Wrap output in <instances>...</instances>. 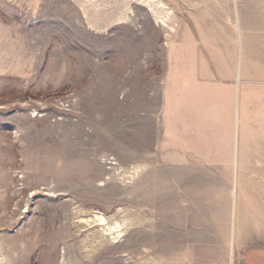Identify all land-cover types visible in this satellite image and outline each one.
Segmentation results:
<instances>
[{
	"label": "rangeland",
	"instance_id": "374dc122",
	"mask_svg": "<svg viewBox=\"0 0 264 264\" xmlns=\"http://www.w3.org/2000/svg\"><path fill=\"white\" fill-rule=\"evenodd\" d=\"M254 31L264 0H0V264H264V167L173 102L181 50Z\"/></svg>",
	"mask_w": 264,
	"mask_h": 264
},
{
	"label": "crops",
	"instance_id": "0c3cea01",
	"mask_svg": "<svg viewBox=\"0 0 264 264\" xmlns=\"http://www.w3.org/2000/svg\"><path fill=\"white\" fill-rule=\"evenodd\" d=\"M227 39V40H226ZM220 61L196 69L192 54L174 64V120L205 119L207 134L221 135L237 166L264 167V32L223 36ZM204 108V114H203ZM231 164V163H230Z\"/></svg>",
	"mask_w": 264,
	"mask_h": 264
},
{
	"label": "bare ground",
	"instance_id": "6f19581e",
	"mask_svg": "<svg viewBox=\"0 0 264 264\" xmlns=\"http://www.w3.org/2000/svg\"><path fill=\"white\" fill-rule=\"evenodd\" d=\"M235 196H236V194H235ZM243 206H244V204H243V198H241V202L240 203H238V201L236 202V205H235V213H236V211L238 210V212H239V215H240V218H243L244 217V215H245V211L243 210ZM255 212H258V211H255ZM253 213V215H252V221L254 222V223H256V224H258L259 225V222H258V218H257V214L256 213ZM250 217V216H249ZM100 220H104V218L103 217H100ZM250 221H251V219H250ZM262 223V221L260 222V224ZM179 224V223H178ZM180 234V233H179ZM182 234V239H180V245L182 244V243H186V240H187V237H188V235L186 234H184V233H181ZM180 234V235H181ZM158 238H159V240L160 241H165L166 240V237H162V236H158ZM168 239V238H167ZM170 239H172L171 237L169 238V240ZM167 244H169L170 245V243H167ZM163 246H164V244H163ZM156 248V247H155ZM159 249H160V247H159ZM162 249V248H161ZM157 250V249H156Z\"/></svg>",
	"mask_w": 264,
	"mask_h": 264
}]
</instances>
